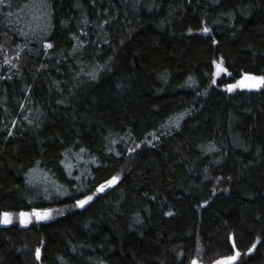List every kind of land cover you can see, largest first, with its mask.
<instances>
[{"label":"trees","instance_id":"obj_1","mask_svg":"<svg viewBox=\"0 0 264 264\" xmlns=\"http://www.w3.org/2000/svg\"><path fill=\"white\" fill-rule=\"evenodd\" d=\"M244 73L264 75V0L0 3V264H264V85L226 87ZM34 208L52 218L20 226Z\"/></svg>","mask_w":264,"mask_h":264},{"label":"snow or ice","instance_id":"obj_2","mask_svg":"<svg viewBox=\"0 0 264 264\" xmlns=\"http://www.w3.org/2000/svg\"><path fill=\"white\" fill-rule=\"evenodd\" d=\"M6 2H7V0H0V3H6ZM84 23H88V20L86 17L84 19ZM201 30L204 32L210 31V29L207 27H204ZM81 31H83V29H81ZM189 31H191V29H189ZM74 38L78 41V44L76 46H74L73 51H75L77 48L81 47L84 43H86V41L81 40L79 36L74 35ZM44 47L51 48L52 45L50 43H45ZM17 55H19V53H17ZM5 63H9V61L6 60ZM100 67H103V65H101ZM220 71L226 72L227 69L222 68V66L220 64H217V75H219ZM88 75L95 78V76L92 72L88 73ZM213 83H215V80H213ZM262 85H264V75H255V74H250V73H244V75L241 77V79L238 80L235 84H228V85H226V87L229 91H232L237 86H239L240 88L253 89V88H260ZM147 143L151 144V140H148ZM137 147H139V145H137ZM128 151L131 152V151H134V149H128ZM117 155H119V153H117ZM119 179H120L119 176H112L111 179L106 180L104 183L100 184L97 187L96 192H103L105 190V188L109 187L110 185L116 184ZM93 195H95V193ZM93 195L84 196L83 199L77 200L76 206L83 207L89 201H91L93 199ZM52 211H53L52 209L41 210V209L34 208L31 210V212L21 211L19 213V215L21 217V223L27 224L30 222L32 216H35L36 220L48 219L51 216ZM0 215H2V219H0V223H4V224L11 223L12 213L5 211ZM255 247H256V244H253L252 247L247 249V251L249 253H251ZM239 256H240V251L237 249L233 255H229L227 257H224L221 260L216 261L215 264H230V262L236 261ZM36 257H37V259L40 258V249L36 250ZM192 264H198L197 260L193 259Z\"/></svg>","mask_w":264,"mask_h":264},{"label":"rangeland","instance_id":"obj_3","mask_svg":"<svg viewBox=\"0 0 264 264\" xmlns=\"http://www.w3.org/2000/svg\"><path fill=\"white\" fill-rule=\"evenodd\" d=\"M256 75V74H255ZM259 89V88H258ZM33 177H34V180H39V178H41L40 177V170L39 169H35L34 170V173H33ZM44 178V180H48V184L49 185H51V188H52V190L55 188V186H54V183H55V181H53L52 179L50 180V176H47L46 174H44L43 173V175H42V179ZM45 209V208H44ZM41 210H43V209H41ZM25 212H27V211H25ZM29 212H31V211H29ZM52 218V214H51V216L48 218V219H45V220H36L35 219V216H32V218H31V220H30V222L29 223H27V224H25L26 226L27 225H30V223H34V222H45V221H48V220H50ZM1 219H2V216H1ZM11 220H12V217H11ZM20 220V219H19ZM9 224H11V223H9ZM8 225V224H7ZM231 263V262H230Z\"/></svg>","mask_w":264,"mask_h":264},{"label":"water","instance_id":"obj_4","mask_svg":"<svg viewBox=\"0 0 264 264\" xmlns=\"http://www.w3.org/2000/svg\"><path fill=\"white\" fill-rule=\"evenodd\" d=\"M23 225V223H21V220H20V226H22Z\"/></svg>","mask_w":264,"mask_h":264}]
</instances>
